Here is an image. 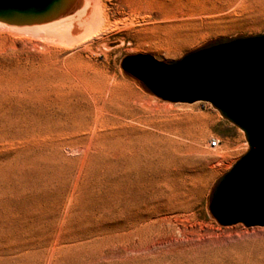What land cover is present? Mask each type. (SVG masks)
I'll return each instance as SVG.
<instances>
[{
  "label": "rangeland",
  "instance_id": "374dc122",
  "mask_svg": "<svg viewBox=\"0 0 264 264\" xmlns=\"http://www.w3.org/2000/svg\"><path fill=\"white\" fill-rule=\"evenodd\" d=\"M105 8L109 29L76 43L0 26V264H264V226L221 227L205 210L248 149L243 132L119 69L126 54L176 60L209 38L262 33L264 0Z\"/></svg>",
  "mask_w": 264,
  "mask_h": 264
},
{
  "label": "water",
  "instance_id": "95a60500",
  "mask_svg": "<svg viewBox=\"0 0 264 264\" xmlns=\"http://www.w3.org/2000/svg\"><path fill=\"white\" fill-rule=\"evenodd\" d=\"M84 0H0V26H47ZM124 79L162 102H206L243 132L248 149L211 184L207 216L218 226H264V32L209 38L176 60L146 53L119 61Z\"/></svg>",
  "mask_w": 264,
  "mask_h": 264
},
{
  "label": "bare ground",
  "instance_id": "6f19581e",
  "mask_svg": "<svg viewBox=\"0 0 264 264\" xmlns=\"http://www.w3.org/2000/svg\"><path fill=\"white\" fill-rule=\"evenodd\" d=\"M109 24L110 18L106 13L105 0H84L82 7L75 14H73V16L47 26L24 28L19 30L30 31L38 28L40 31L45 30L47 33L51 32L53 36L57 37V39H61L60 37L64 38V35L67 37V34H70V36L73 37V42H81L89 37L104 34L109 29ZM70 36L67 38H70ZM176 169L177 163L175 162H170L167 165H164V168L161 167L160 169H158L156 165L152 170L153 176L150 178L160 176L164 178L169 174V172H173Z\"/></svg>",
  "mask_w": 264,
  "mask_h": 264
},
{
  "label": "built area",
  "instance_id": "2783aa9c",
  "mask_svg": "<svg viewBox=\"0 0 264 264\" xmlns=\"http://www.w3.org/2000/svg\"><path fill=\"white\" fill-rule=\"evenodd\" d=\"M220 142L218 139H212L211 142L209 143V148H216L219 146Z\"/></svg>",
  "mask_w": 264,
  "mask_h": 264
}]
</instances>
